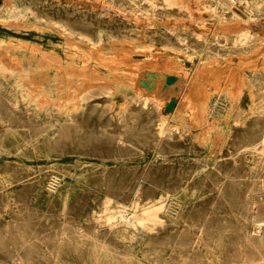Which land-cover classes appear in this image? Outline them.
<instances>
[{"label":"rangeland","instance_id":"1","mask_svg":"<svg viewBox=\"0 0 264 264\" xmlns=\"http://www.w3.org/2000/svg\"><path fill=\"white\" fill-rule=\"evenodd\" d=\"M93 1L98 5L85 8L79 0H0V264H127V249L102 218L105 207L153 202L161 203L163 223L147 233L148 252L139 251L131 264L153 257L161 264H264V242L255 232L264 219V0H240L225 10L214 9L211 0ZM64 28L73 36L66 38ZM79 33L102 44L116 66L115 75L100 82L106 93L93 103L106 107L102 115L88 110L78 116L55 105L56 93L43 92L47 59L73 49ZM152 67L184 77L182 117L171 114L162 123L159 110L142 107L127 86L126 73ZM171 91L178 95L177 83Z\"/></svg>","mask_w":264,"mask_h":264},{"label":"bare ground","instance_id":"2","mask_svg":"<svg viewBox=\"0 0 264 264\" xmlns=\"http://www.w3.org/2000/svg\"><path fill=\"white\" fill-rule=\"evenodd\" d=\"M31 1V0H30ZM44 1V0H43ZM80 4L83 5L85 8L86 7H92V6H97L98 2L97 1H93V0H79ZM153 1V0H152ZM165 2H167V4L172 3L173 0H164ZM240 0H211L210 1V6L214 7V9H223L225 10L227 6H229L228 8H234L236 5H238ZM5 2V1H4ZM46 2V1H45ZM103 2V1H102ZM105 2V1H104ZM132 2V1H131ZM9 3V2H8ZM73 3V2H72ZM75 3V2H74ZM204 3V2H203ZM246 3V1H245ZM264 3V2H263ZM261 3V4H263ZM103 4V3H102ZM132 4V3H131ZM135 4V3H134ZM177 4V1H176ZM197 4V2H196ZM21 5V4H20ZM60 5V4H59ZM75 5V4H74ZM80 5V6H81ZM105 5V4H103ZM111 5V4H110ZM186 5V3H185ZM192 5V4H191ZM190 5V6H191ZM199 5V4H198ZM202 5V4H201ZM24 6V5H23ZM27 6V4H26ZM32 6V5H31ZM30 6V7H31ZM51 6V5H49ZM66 6V5H65ZM188 6V5H187ZM189 6V7H190ZM197 6V5H196ZM2 7H4L3 3H0V12L2 10ZM28 7V6H27ZM106 7V6H105ZM109 7V6H108ZM167 7V6H166ZM177 7V6H176ZM63 8V7H62ZM102 8V5H101ZM131 8V7H130ZM140 8V7H139ZM156 8V7H154ZM162 8V7H161ZM186 8V7H185ZM193 7L191 6V9ZM200 8V7H199ZM88 9V8H87ZM110 9V7H109ZM112 9V8H111ZM153 9V8H152ZM170 9V7H169ZM201 9V8H200ZM102 10V9H101ZM100 10V11H101ZM104 10V8H103ZM108 10V9H107ZM114 10V9H113ZM173 10V9H172ZM180 10V9H179ZM193 10V9H192ZM222 10V11H223ZM63 11V10H62ZM97 11V10H96ZM118 11V10H117ZM137 11V10H136ZM139 11V10H138ZM247 11V10H246ZM7 12L10 16L12 17H17L18 13L16 11V9L14 7H8L7 8ZM41 12V10H40ZM72 12V11H71ZM83 12V11H82ZM81 12V13H82ZM90 12V11H89ZM107 12V11H106ZM116 12V11H115ZM122 12V10H121ZM124 12V11H123ZM199 12V11H198ZM100 13V12H99ZM105 13V12H104ZM104 13H102L104 15ZM128 13V12H127ZM135 13V12H134ZM194 13V11H193ZM192 13V14H193ZM206 13V12H205ZM238 13V12H237ZM106 14V13H105ZM117 14V13H116ZM126 14V13H125ZM123 14V15H125ZM189 14V13H188ZM114 15V14H112ZM128 15V14H127ZM146 15V14H145ZM233 15V14H232ZM42 16V15H41ZM135 16V14H134ZM138 16V15H137ZM149 16V15H148ZM190 16V15H189ZM204 16V15H203ZM57 17V16H56ZM101 17V16H100ZM99 17V18H100ZM150 17V16H149ZM80 18V16H79ZM106 18V17H105ZM117 18V17H116ZM123 18V17H122ZM137 18V17H136ZM139 18V17H138ZM145 18V17H144ZM152 18V17H151ZM171 18V17H170ZM173 18V17H172ZM183 18V17H182ZM191 18V17H190ZM202 18V16H201ZM32 19V18H31ZM124 19V18H123ZM127 19V18H126ZM130 19V18H129ZM180 19V18H179ZM216 19V18H215ZM231 19V18H230ZM23 20V19H22ZM103 20V19H102ZM111 20V19H110ZM132 20V19H131ZM135 20V19H134ZM158 20V19H157ZM173 20V19H172ZM188 20V19H187ZM203 20V19H202ZM211 20V19H210ZM237 20V19H236ZM21 20L19 19V22ZM48 21V20H47ZM127 21V20H126ZM141 21V19H140ZM144 21V19L142 20ZM141 21V22H142ZM148 21V20H147ZM164 21V20H163ZM176 21V20H175ZM220 21V20H219ZM230 21V20H229ZM16 22V21H15ZM18 22V20H17ZM39 22V21H38ZM135 22V21H134ZM139 22V20H138ZM136 22V23H138ZM151 22V21H150ZM159 22V21H158ZM183 22V20H182ZM192 22V21H191ZM196 22V21H195ZM263 22V21H262ZM1 23V22H0ZM21 23V22H20ZM155 23V21H154ZM175 23V22H174ZM189 23V22H188ZM199 23V22H198ZM206 23V22H205ZM210 23V22H209ZM213 23V21L211 22ZM215 23V22H214ZM6 24V23H5ZM14 24V23H13ZM18 24V23H17ZM35 24V23H34ZM139 24V23H138ZM146 24V23H145ZM162 24V21H161ZM176 24V23H175ZM25 25V24H24ZM31 25V24H30ZM131 25V24H130ZM160 25V24H159ZM187 25V23H186ZM191 25V23L189 24ZM196 25V24H195ZM194 25V26H195ZM224 25V24H223ZM222 25V26H223ZM228 25V24H227ZM239 25V24H238ZM250 25V24H249ZM7 26V25H6ZM34 26V25H33ZM31 26V27H33ZM106 26V25H105ZM124 26V25H123ZM142 26V25H141ZM154 26V24H153ZM156 26V25H155ZM167 26V25H166ZM175 26V25H174ZM179 26V25H178ZM183 26V25H182ZM200 26V25H199ZM211 26V25H210ZM29 27V26H28ZM36 27V26H35ZM43 27V26H41ZM55 27V26H54ZM144 27V26H142ZM150 27H151V23H150ZM186 26H184L185 28ZM190 27V26H189ZM188 27V28H189ZM198 27V26H197ZM225 27V26H224ZM239 27V26H238ZM252 27V26H251ZM257 27V26H256ZM260 27V26H259ZM264 27V26H262ZM27 28V27H26ZM115 28V27H114ZM140 28V27H139ZM157 28V27H156ZM201 28V27H200ZM245 28V25H244ZM44 29V28H43ZM42 29V30H43ZM144 29V28H143ZM150 29V28H149ZM162 29V28H161ZM180 29V28H179ZM239 29V28H238ZM145 30V29H144ZM156 30V29H155ZM158 30V29H157ZM165 30V29H164ZM167 30V29H166ZM212 30V29H211ZM262 30V29H261ZM264 30V29H263ZM185 31V29H184ZM187 31V30H186ZM258 31V30H257ZM137 32V31H135ZM195 32V31H193ZM197 32V31H196ZM243 32V31H242ZM250 32V31H249ZM253 32V31H252ZM261 32V31H260ZM50 33V32H48ZM132 33V32H131ZM145 33V32H144ZM165 33V32H163ZM185 33V32H184ZM201 33V32H200ZM199 33V34H200ZM241 33V31H240ZM62 34L66 37H72L73 36V32L67 30L66 28L62 29ZM61 34V35H62ZM107 34V33H106ZM4 35V34H2ZM105 35V34H104ZM143 35V34H142ZM172 35V34H171ZM188 35V34H187ZM202 35V34H201ZM205 35V33H204ZM220 35V34H219ZM224 35V34H222ZM263 35V34H262ZM206 36V35H205ZM239 36V35H238ZM52 37V36H51ZM175 37V36H174ZM187 37V36H186ZM186 37L185 41H186ZM194 37V36H193ZM200 37V36H199ZM213 37V36H212ZM211 37V38H212ZM226 37V36H225ZM177 38V37H176ZM175 38V40H176ZM181 38V37H180ZM210 38V37H209ZM208 38V40H209ZM200 39V38H198ZM197 39V40H198ZM257 39V37H256ZM3 40V39H2ZM75 44L73 47V49L70 50H66L65 54L58 55L57 57L55 56L54 58L49 57L50 53H48V57L49 59H47V63H46V67L44 70V74L42 75L45 81L46 86L43 88V92L46 94V97L51 96L53 93H56L57 95V103L55 105H57L59 108H64L67 111H74L77 114L80 115H84L85 112H87L88 110H91V112H99L100 115L106 113L107 109L106 107L102 104V105H93V103L95 101H98L99 98H95L96 96H98L99 94L104 95L106 93L105 90L106 89V83H100L101 81H107L109 78L112 77V75H115L114 72L116 71V66L112 65V63H110L108 61V58L106 59L104 56H106V54L104 55V50L105 48H103V45L100 44L99 46H97L95 43L92 42V40L87 37L86 35L79 33L76 37H75ZM188 40V39H187ZM218 40V39H215ZM227 40V39H226ZM44 41V40H43ZM115 41V40H114ZM124 41V40H123ZM141 41V40H140ZM202 41V40H201ZM63 42V41H62ZM106 42V40H105ZM111 42V41H110ZM130 42V41H128ZM190 42V41H189ZM259 42V39H258ZM70 43V42H69ZM68 43V44H69ZM118 43H120L118 41ZM117 43V44H118ZM139 43V42H138ZM180 43V42H179ZM205 43V42H204ZM235 43V41L233 42ZM262 43V42H261ZM46 44V43H45ZM121 44V43H120ZM119 44V45H120ZM142 44V43H141ZM147 44V43H146ZM219 44V43H218ZM63 45V44H62ZM66 45V43H65ZM107 45V44H106ZM111 45H113V43H111ZM114 45H116L114 43ZM123 45V44H121ZM182 45V44H181ZM187 45V44H186ZM54 46V45H53ZM52 46V47H53ZM61 46V45H60ZM68 46V45H67ZM65 46V47H67ZM70 46V44H69ZM125 46V44H124ZM145 46V45H144ZM206 46V45H205ZM263 46V44H262ZM3 47V46H2ZM1 47V48H2ZM19 47V46H18ZM50 47V46H49ZM51 47V48H52ZM63 47V46H62ZM110 47V46H109ZM156 47V46H155ZM198 47V46H196ZM45 48V47H44ZM118 48V47H115ZM149 48V47H148ZM126 49V48H125ZM147 49V46H146ZM205 49V48H204ZM51 50V49H50ZM120 50V48H119ZM124 50V49H123ZM168 50V49H167ZM193 50V49H192ZM45 51V50H44ZM114 51V50H113ZM117 51V50H116ZM134 51V50H132ZM51 52V51H50ZM127 52V51H126ZM155 52V50H154ZM172 52V51H171ZM261 52V51H259ZM63 53V52H62ZM129 53V52H128ZM131 53V52H130ZM150 53V52H149ZM162 53V52H161ZM176 53V52H175ZM116 53H114L115 55ZM133 54V53H132ZM151 54V53H150ZM166 54V53H165ZM252 54V53H251ZM23 55V54H21ZM112 55V54H111ZM144 55V54H143ZM142 55V58H143ZM199 55V54H198ZM218 55V54H217ZM242 55V54H241ZM240 55V56H241ZM262 55V53H261ZM46 56V54H45ZM52 56V55H51ZM124 56V55H123ZM170 56V55H168ZM172 56V55H171ZM230 56V55H229ZM232 56V55H231ZM107 57V56H106ZM164 57V56H163ZM174 57V56H172ZM228 57V56H227ZM243 57V56H242ZM245 57V56H244ZM248 57V56H246ZM253 57V56H252ZM19 57L17 56V59ZM21 58V57H20ZM132 58V57H131ZM139 58V57H138ZM149 58V56H148ZM146 58V59H148ZM159 58V57H158ZM178 58V56H177ZM188 58V56H187ZM249 58V57H248ZM247 58V59H248ZM34 59V58H33ZM46 59V57H45ZM44 59V60H45ZM111 59V58H109ZM113 59V58H112ZM119 59V58H117ZM135 59V58H134ZM180 59V58H179ZM196 59V58H195ZM42 60V59H41ZM50 60V61H49ZM142 60V59H141ZM144 60V59H143ZM150 60V59H149ZM198 60V59H197ZM225 60V59H224ZM244 60V59H243ZM178 61V60H177ZM218 61V60H217ZM29 62V61H28ZM43 62V61H42ZM41 62V65H42ZM111 62L114 63L113 60H111ZM125 62V61H124ZM195 62V61H194ZM208 62V61H207ZM3 63V62H2ZM13 63V62H12ZM127 63V62H126ZM137 63V62H136ZM139 63V62H138ZM159 63V62H157ZM180 63V61H179ZM204 63V62H203ZM206 63V62H205ZM214 62H212L213 65ZM223 63V62H222ZM262 63V62H261ZM45 64V62L43 63ZM152 64V63H150ZM149 64V65H150ZM155 64V63H154ZM181 64V63H180ZM211 64V63H209ZM29 65V63H28ZM131 65V64H130ZM128 64V66H130ZM170 65V64H168ZM257 65V64H256ZM127 66V65H126ZM125 66V67H126ZM132 66V65H131ZM136 66V65H135ZM132 66V67H135ZM152 66V65H150ZM179 66V65H177ZM210 66V65H209ZM1 67V66H0ZM22 67V66H21ZM153 67H155L153 65ZM148 71V70H142V71H137L135 75H133L130 71V73H126L125 77L128 78L130 80V83L127 84L128 87H133L136 91V95L137 97L140 98L139 102L141 103V106L144 108H149L150 106L156 107V109H158L159 113H160V117H161V121H163L162 123H165L166 119L171 117V116H179L182 117L183 115V110L180 109V104H181V99L182 97V82L184 81L181 74L177 73L176 71H155L153 70ZM170 67L174 68L175 66L173 64L170 65ZM208 67V66H207ZM211 67V66H210ZM263 67V66H262ZM9 68V67H8ZM127 68V67H126ZM131 68V67H130ZM156 68V67H155ZM171 68V69H172ZM182 68V67H181ZM236 68V67H235ZM136 69V67H135ZM150 69V68H149ZM175 69L177 70V68L175 67ZM208 69V68H207ZM249 69V67H248ZM2 70V69H1ZM33 70V69H32ZM23 71V70H22ZM30 71V70H28ZM39 71V70H38ZM119 71V70H118ZM121 71V70H120ZM125 71V70H124ZM244 72V69L242 70ZM2 72V71H1ZM180 72V71H179ZM197 72V71H196ZM4 73V72H3ZM8 73V72H7ZM11 73V72H10ZM119 73V72H117ZM123 73V72H122ZM205 73V71H204ZM251 73V72H250ZM32 74V73H31ZM199 74V73H198ZM5 75V73L3 74ZM25 74L22 75V77H24ZM117 75V74H116ZM188 75V74H187ZM9 77V75H8ZM114 77V76H113ZM170 77H174V80L169 82V78ZM240 77V76H239ZM4 78H6L4 76ZM17 78V77H16ZM193 78V77H192ZM25 79V77H24ZM23 79V80H24ZM123 79V78H122ZM230 79V78H229ZM19 80V79H18ZM114 80V79H113ZM243 80V79H242ZM126 81V80H125ZM25 82V81H23ZM186 82V81H185ZM184 82V83H185ZM16 83V82H15ZM112 83V82H111ZM122 84H124L123 82H120ZM177 83L178 85V95L173 96L172 95V91L171 88L172 86H174ZM260 83V82H259ZM24 86V85H23ZM109 86V85H108ZM39 88H41L39 86ZM109 88V87H108ZM113 89V88H112ZM32 90V89H31ZM35 90V89H34ZM26 91V90H25ZM114 91V90H113ZM40 92V91H39ZM5 93V92H4ZM113 93V92H112ZM184 93V92H183ZM252 93V92H251ZM28 94V93H27ZM116 94V93H114ZM6 95V94H4ZM54 95V94H53ZM253 93H252V97H253ZM31 96V95H30ZM114 96V95H113ZM113 96H111L113 98ZM122 96V95H121ZM42 97V96H41ZM45 97V96H44ZM52 97V96H51ZM23 98V97H22ZM28 98V97H27ZM56 98V97H55ZM54 98V99H55ZM124 98V97H123ZM49 99V98H46ZM47 100L46 102L50 105L51 102L54 100ZM106 99H108V101L112 99L110 97H106ZM22 101V100H21ZM28 101V100H27ZM100 101V100H99ZM114 101V100H113ZM132 101V100H131ZM37 102V101H35ZM32 102V103H35ZM54 102V101H53ZM116 102V101H115ZM114 102V103H115ZM254 102V101H253ZM55 103V102H54ZM122 103V102H121ZM120 103V104H121ZM127 103V102H126ZM125 103V104H126ZM132 103V102H131ZM124 104V105H125ZM38 105V104H37ZM53 105V104H52ZM114 105V104H112ZM123 105V104H121ZM120 105V106H121ZM138 105V103L136 104ZM119 106V107H120ZM130 106V105H129ZM190 106V105H189ZM194 106V105H193ZM42 107V106H41ZM56 107V106H55ZM124 107V106H121ZM138 107V106H137ZM48 108V107H47ZM113 108V107H112ZM111 108V109H112ZM254 108V107H253ZM38 109V107H37ZM155 109V110H156ZM44 110V108L42 109ZM63 110V109H62ZM122 110V109H121ZM124 110V109H123ZM194 111V109H192ZM46 111V110H45ZM112 111V110H111ZM250 111V110H249ZM57 112V111H56ZM49 113V112H48ZM191 113V112H190ZM248 113V112H247ZM46 114V112H45ZM118 114V113H117ZM125 114V113H124ZM172 114V115H171ZM54 115V114H53ZM65 115V114H64ZM159 115V114H158ZM171 115V116H170ZM181 115V116H180ZM45 116V115H44ZM52 117V116H51ZM55 117V116H54ZM57 117V116H56ZM55 117V118H56ZM59 117V116H58ZM10 118V117H9ZM53 118V117H52ZM82 118V117H81ZM114 118V117H113ZM66 119V117H65ZM46 120V119H45ZM49 120V119H48ZM51 120V119H50ZM1 121V120H0ZM43 121V120H42ZM55 121V120H54ZM123 121V120H122ZM132 122V121H131ZM167 122V121H166ZM1 123V122H0ZM51 124V123H50ZM159 124V123H158ZM8 125V124H7ZM49 125V124H48ZM58 125V124H56ZM46 127V124L44 125ZM62 127V125H60ZM175 126V125H174ZM54 127V126H52ZM58 127V126H57ZM158 127V126H157ZM128 128V127H127ZM156 128V127H155ZM171 128V127H170ZM99 129V128H98ZM161 129V128H160ZM177 129V128H176ZM50 130V129H49ZM56 130V129H55ZM13 131V130H12ZM46 131V130H45ZM48 131V130H47ZM53 131V130H52ZM60 131V130H59ZM58 131V132H59ZM82 131V130H81ZM159 131V129H158ZM178 131V130H177ZM160 132V131H159ZM47 133V132H46ZM51 133V132H50ZM172 133V132H171ZM45 135V134H44ZM160 135V134H159ZM1 136V135H0ZM30 136V135H29ZM49 136V135H48ZM54 136V135H53ZM58 136V135H57ZM31 137V136H30ZM42 137V136H41ZM47 136H45L46 139ZM119 137V135L117 136ZM160 137V136H159ZM58 138V137H56ZM51 140V138H50ZM23 141V140H22ZM118 141V140H117ZM116 142V141H115ZM114 142V143H115ZM119 142V141H118ZM107 143V142H106ZM111 143V142H110ZM113 143V142H112ZM113 143V144H114ZM55 144V143H54ZM155 144V143H154ZM262 144L264 145V137L262 138ZM79 145V143H78ZM107 146V145H106ZM110 146V144H109ZM112 146V144H111ZM127 146V145H126ZM132 146V145H131ZM157 147V146H156ZM159 147V146H158ZM75 148V147H74ZM113 148V147H112ZM123 148V147H122ZM144 148V147H143ZM262 148V147H261ZM136 149V148H135ZM249 149V148H248ZM247 149V150H248ZM25 150V149H24ZM137 150V149H136ZM156 150V149H154ZM230 150V149H229ZM251 150V149H250ZM75 151V149H74ZM77 151V150H76ZM261 151V150H260ZM19 152V151H18ZM81 154H86L85 152H83L82 150L79 151ZM151 152V151H150ZM248 152V151H247ZM264 152V150H263ZM78 153V151H77ZM148 153V152H147ZM231 153V152H230ZM240 153V152H239ZM238 153V154H239ZM254 153V152H253ZM257 153V151H256ZM120 154V153H119ZM149 154V153H148ZM255 154V153H254ZM79 155V154H78ZM99 155V154H98ZM108 156V154H106ZM152 155V153H151ZM248 155V154H246ZM35 156V155H34ZM49 155H47L48 158ZM75 156V155H74ZM102 156V155H101ZM149 156V155H148ZM213 156V155H212ZM256 156V155H255ZM115 157V156H114ZM153 157V156H152ZM245 157V156H244ZM248 157V156H246ZM78 158V157H77ZM93 158V157H92ZM141 158V157H140ZM233 158V157H232ZM250 158V157H249ZM258 158V157H257ZM143 159V158H142ZM223 159V158H222ZM241 159V158H240ZM59 160V159H58ZM84 160V159H82ZM90 160V159H89ZM88 160V161H89ZM115 160V159H114ZM122 160V159H121ZM212 160V159H210ZM55 161V160H54ZM113 161V160H111ZM119 161V160H118ZM215 161V160H214ZM124 162V161H122ZM131 162V161H130ZM144 162V161H143ZM153 162V161H152ZM197 162V161H196ZM251 162V161H250ZM68 163V162H67ZM98 163V162H97ZM69 164V163H68ZM105 164V163H104ZM202 164V163H201ZM251 164V163H250ZM48 165V164H47ZM67 165V164H66ZM73 165V164H72ZM76 165V163H75ZM107 165V164H106ZM121 165V164H120ZM130 165V164H129ZM139 165V164H138ZM142 165V164H141ZM157 165V164H156ZM212 165V164H211ZM112 166V165H111ZM126 166V165H125ZM208 166V165H207ZM237 166V165H236ZM246 166V165H245ZM63 167V166H62ZM115 167V166H114ZM118 167V166H117ZM212 167V166H211ZM103 168V167H102ZM107 168V167H106ZM128 168V167H127ZM126 168V169H127ZM50 169V168H49ZM143 169V167L141 168ZM213 169V168H212ZM95 170V169H94ZM102 170V169H101ZM132 170V169H131ZM200 170V169H199ZM118 171V170H117ZM124 171V170H123ZM127 171V170H126ZM141 171V170H140ZM149 171V170H148ZM195 171V170H194ZM243 171V170H242ZM57 172V171H56ZM65 172V171H64ZM80 172V171H79ZM82 172V171H81ZM121 172V171H119ZM203 172V171H202ZM218 172V171H217ZM59 173V172H58ZM72 173V172H71ZM106 173V172H105ZM109 173V172H108ZM122 173V172H121ZM126 173V172H125ZM139 173V172H138ZM161 173V172H160ZM64 174V173H63ZM103 174V172H102ZM195 174V173H194ZM54 175V174H52ZM108 175V174H107ZM206 175V174H205ZM204 175V176H205ZM208 175V174H207ZM35 176V175H34ZM58 176V175H56ZM104 176V175H103ZM143 176V175H142ZM60 177V176H59ZM72 177V176H71ZM108 177V176H107ZM175 177V176H174ZM224 177V176H223ZM34 178V177H33ZM32 178V179H33ZM45 178V177H44ZM52 178V176H51ZM55 178V177H54ZM103 178V177H102ZM132 178V177H131ZM140 178V177H139ZM193 178V177H192ZM198 178V177H197ZM247 178V177H246ZM42 179V178H41ZM119 179V178H118ZM134 179V178H133ZM141 179V178H140ZM144 179V178H143ZM38 180H40L38 178ZM48 180V179H47ZM50 180V179H49ZM103 180V179H102ZM199 180V179H198ZM229 180V179H228ZM24 181V180H23ZM26 181V180H25ZM96 181V180H95ZM188 181V180H187ZM212 181V180H211ZM225 181V180H224ZM250 181V180H249ZM69 182V181H68ZM206 182V180H205ZM210 182V181H209ZM44 183V181H43ZM42 183V184H43ZM50 183V182H49ZM76 183V182H75ZM84 184V182H81ZM103 183V182H102ZM176 183V182H175ZM192 183V182H191ZM71 184V183H70ZM73 184V183H72ZM186 184V183H185ZM197 184V182H196ZM263 184V183H262ZM50 185V184H49ZM188 185V184H186ZM204 185V184H203ZM153 186V185H152ZM39 187V186H38ZM37 187V188H38ZM40 187H42L40 185ZM39 187V188H40ZM47 187V186H46ZM61 187V186H60ZM82 187V186H81ZM90 187V186H89ZM88 187V188H89ZM103 187V186H102ZM137 187V185H136ZM202 187V186H201ZM214 187V186H213ZM218 188V185L216 186ZM84 188V187H83ZM92 188V187H91ZM99 188V187H98ZM97 188V189H98ZM139 188V187H138ZM154 188V187H153ZM48 189V188H47ZM50 189V188H49ZM67 189V188H66ZM85 189V188H84ZM94 189V188H93ZM96 189V188H95ZM104 189V188H103ZM106 189V188H105ZM155 189V188H154ZM158 189V188H157ZM161 189V188H160ZM199 189V188H198ZM1 190V189H0ZM5 190V189H4ZM41 190V189H40ZM39 190V191H40ZM51 190V189H50ZM65 190V189H64ZM63 190V191H64ZM80 190V189H79ZM78 190V191H79ZM100 190V189H99ZM194 190V189H193ZM49 191V190H48ZM66 191V190H65ZM89 191V190H88ZM119 191V190H118ZM264 191V190H263ZM92 192V191H91ZM97 192V191H96ZM135 192V191H134ZM158 192V190H157ZM182 192V191H181ZM253 192V191H252ZM44 193V192H43ZM46 193V192H45ZM61 193V192H60ZM84 193V192H83ZM93 193V192H92ZM106 193V192H105ZM34 194V193H33ZM51 194V193H50ZM95 194V193H93ZM99 194V193H98ZM97 194V195H98ZM102 194V193H101ZM124 194V193H123ZM161 194V193H160ZM192 194V192H191ZM38 195V194H37ZM83 195V194H81ZM88 195H90L88 193ZM96 195V194H95ZM118 195V194H117ZM145 195V194H144ZM162 195V194H161ZM164 195V194H163ZM210 195V194H209ZM48 196V195H47ZM58 196V195H57ZM60 196V195H59ZM62 196V195H61ZM76 196V195H75ZM79 196V195H78ZM91 196V195H90ZM207 196V195H206ZM214 196V195H213ZM10 197V196H9ZM37 197V196H36ZM44 197V196H43ZM53 197V194H52ZM64 197V196H63ZM81 197V196H80ZM102 197V196H101ZM125 197V196H124ZM204 197V195L202 196ZM252 197V196H251ZM259 197V196H258ZM12 198V197H10ZM14 198V197H13ZM85 198V197H84ZM90 198V197H89ZM110 198V196H109ZM131 198V197H130ZM129 198V199H130ZM147 198V197H146ZM161 198V197H160ZM197 198V197H196ZM220 198V197H219ZM262 198V197H261ZM57 199V198H56ZM64 199V198H63ZM78 199V198H76ZM107 199V198H106ZM125 199V198H124ZM10 200V199H9ZM33 200V199H32ZM41 200V199H40ZM55 200V199H54ZM74 200V199H73ZM84 200V199H83ZM91 200V199H90ZM89 200V201H90ZM96 200V199H95ZM112 200V199H111ZM149 200V199H148ZM171 200V199H170ZM176 200V199H174ZM34 201V200H33ZM59 201V200H58ZM87 201V200H86ZM108 201V200H107ZM118 201V200H117ZM134 201V200H133ZM155 201V200H154ZM202 201V200H201ZM254 201V200H253ZM35 202V201H34ZM82 202V201H81ZM80 202V203H81ZM91 202V201H90ZM89 202V203H90ZM113 202V201H112ZM121 202V201H120ZM130 202V200H129ZM252 202V201H251ZM62 203V202H60ZM59 203V204H60ZM100 203V202H99ZM103 202H101L102 204ZM151 203V202H150ZM182 203V202H181ZM253 203V202H252ZM264 203V202H263ZM16 204V203H15ZM74 204V203H73ZM124 204V203H123ZM143 204V203H142ZM180 204V203H179ZM184 204V203H183ZM189 204V203H188ZM202 204V203H201ZM43 205V204H42ZM72 205V203H71ZM87 205V204H86ZM85 205V206H86ZM91 205V204H90ZM94 205V204H93ZM98 205V204H97ZM105 205V204H104ZM112 205V204H111ZM125 205V204H124ZM161 203L160 202H153L152 204H149L148 206H144V207H140L139 205H132V207H120L117 210H110L108 207H105V211H104V218L105 219V223L108 224V226H110L114 231L115 234L117 236V238L123 243V246H125V248L127 249L126 251L128 252L127 255L128 257L126 258V262L127 264H131L134 260V258H138L139 254L138 252L140 251V253H144L143 256L145 255L146 252H148L149 249H145L143 248V246L149 244V236L147 235V233H149L150 231H154L157 227L158 224H162V220L160 215V211L162 209V206H160ZM178 205V204H177ZM191 205V204H190ZM198 205V204H197ZM255 205V203H254ZM253 205V206H254ZM258 205V204H257ZM16 206V205H15ZM32 206V205H31ZM65 206V205H64ZM109 206V205H108ZM81 207V206H80ZM89 207V206H88ZM87 207V208H88ZM104 207V206H102ZM199 207V205H198ZM258 207V206H257ZM7 208V207H6ZM35 208V207H34ZM37 208V207H36ZM64 208V207H63ZM82 208V207H81ZM84 208V207H83ZM118 208V207H117ZM171 208V207H170ZM255 208V207H254ZM33 209V208H32ZM73 209V207H72ZM85 209V208H84ZM83 209V210H84ZM104 209V208H103ZM188 209V208H187ZM258 209V208H257ZM256 209V210H257ZM10 210V209H9ZM93 210V209H92ZM166 210V209H165ZM180 210V209H179ZM191 210V209H190ZM253 210V209H252ZM45 211V210H44ZM58 211V210H57ZM167 211V210H166ZM176 211V210H175ZM178 211V210H177ZM194 211V210H193ZM255 211V210H253ZM13 212V211H12ZM95 212V210H94ZM97 212V211H96ZM9 213V212H8ZM88 213V211H87ZM175 213V212H174ZM257 213V212H256ZM255 213V214H256ZM37 214V213H36ZM85 214V213H84ZM93 214V213H92ZM101 214V213H100ZM166 214V213H165ZM171 211L169 213V211H167V215H170ZM45 215V214H44ZM172 215V214H171ZM19 216V215H18ZM91 216V214H90ZM102 216V214H101ZM253 216V215H252ZM63 217V215H62ZM86 218V216H83ZM165 217V215H164ZM190 217V216H189ZM15 218V217H14ZM17 218V216H16ZM167 218V217H166ZM175 218V217H174ZM18 219V218H17ZM83 219V218H82ZM65 220V218H64ZM166 220V219H164ZM168 220V218H167ZM83 221V220H82ZM101 221V220H100ZM170 221V219H169ZM186 221V220H185ZM191 222V220H190ZM73 223V222H72ZM85 223V222H84ZM96 223V221H95ZM7 224V223H6ZM15 224V223H14ZM91 224V223H90ZM89 224V225H90ZM93 225V224H92ZM97 225V224H96ZM106 225V224H105ZM176 225V224H174ZM186 225V224H185ZM249 225V224H248ZM251 225V224H250ZM71 226V225H70ZM80 226V224H79ZM173 226V225H171ZM188 226V225H187ZM195 226V225H194ZM252 226V225H251ZM255 232L258 234V236H260L261 242H264V219L263 220H259L255 223ZM69 227V226H68ZM249 227V226H248ZM53 228V227H52ZM171 228V227H170ZM174 228V227H173ZM196 228V227H195ZM254 228V227H253ZM103 229V228H101ZM159 229V228H158ZM75 230V229H74ZM77 230V229H76ZM99 230V229H98ZM174 230V229H173ZM200 230V229H199ZM62 231V230H61ZM109 231V230H108ZM111 231V230H110ZM202 231V228H201ZM160 232V231H158ZM165 232V231H164ZM163 232V233H164ZM171 232V231H170ZM56 233V232H55ZM96 233V232H95ZM108 233V232H107ZM110 233V232H109ZM162 233V234H163ZM6 234V233H5ZM174 234V233H173ZM181 234V233H180ZM179 234V235H180ZM66 235V234H65ZM105 235V234H104ZM158 235V234H157ZM164 235V234H163ZM162 235V237H163ZM202 235V234H201ZM108 236V235H107ZM111 236V235H110ZM152 236V235H151ZM150 236V237H151ZM177 236V235H176ZM67 237V236H66ZM105 237V236H104ZM159 237V236H158ZM178 237V236H177ZM198 237V236H197ZM61 238V236H60ZM72 238V237H71ZM84 238V237H83ZM165 238V237H164ZM77 239V238H76ZM97 239V238H96ZM109 239V238H108ZM169 239V238H168ZM205 239V238H204ZM245 239V238H244ZM1 240V239H0ZM30 240V239H29ZM77 241V240H75ZM97 241V240H96ZM197 241V240H196ZM203 241V240H202ZM98 242V241H97ZM100 242V241H99ZM200 242V241H199ZM250 242V241H249ZM73 243V242H72ZM71 243V244H72ZM76 243V242H75ZM119 243V242H118ZM173 243V242H172ZM13 244V243H12ZM74 244V243H73ZM79 244V243H78ZM98 244V243H97ZM96 244V245H97ZM115 244V243H114ZM94 245V248L95 246ZM200 245V244H199ZM15 246V244H14ZM81 246V245H80ZM82 247V246H81ZM138 247V248H137ZM153 247V246H152ZM173 247V246H172ZM254 247V246H253ZM16 248V247H15ZM47 248V247H46ZM59 248V247H58ZM107 249V247H105ZM178 248V247H177ZM212 248V247H211ZM220 248V247H219ZM218 248V249H219ZM72 249V248H71ZM79 249V248H78ZM99 249V248H98ZM172 249V248H171ZM207 249V248H205ZM210 249V248H209ZM16 250V249H15ZM164 250V249H163ZM179 250V249H178ZM212 250V249H211ZM208 251V250H207ZM79 252V250H78ZM157 252L160 253L161 249H157ZM17 253V252H16ZM72 253V252H71ZM200 253V252H199ZM208 253H211V251ZM215 253V252H214ZM32 254V253H31ZM74 254V253H73ZM81 254V253H80ZM216 254V253H215ZM52 255V253H51ZM76 255V254H75ZM208 255V254H207ZM211 255V254H210ZM209 255V256H210ZM219 255V253H218ZM78 256V255H77ZM82 256V255H81ZM93 256V255H92ZM98 256V255H97ZM165 256V255H164ZM217 256V255H216ZM20 258V256H18ZM51 257V256H50ZM220 257V256H219ZM222 257V256H221ZM57 258V257H56ZM79 258V256H78ZM82 258V257H81ZM97 258V257H96ZM99 258V256H98ZM97 258V259H98ZM206 258V256H205ZM91 259V258H90ZM164 259V258H162ZM169 259V258H168ZM208 259V258H207ZM217 259V257H216ZM223 260V259H222ZM55 261V260H54ZM140 264H161L158 260V258L153 257V258H149L146 261L143 260H139ZM183 262V260H182ZM218 262V261H217ZM221 262V261H220ZM13 263V262H11ZM116 263V262H115ZM209 263V261H208ZM224 263V262H222ZM60 264V263H59ZM85 264V263H84ZM90 264V263H89ZM212 264V262H211Z\"/></svg>","mask_w":264,"mask_h":264},{"label":"water","instance_id":"3","mask_svg":"<svg viewBox=\"0 0 264 264\" xmlns=\"http://www.w3.org/2000/svg\"><path fill=\"white\" fill-rule=\"evenodd\" d=\"M174 80V77H170L169 78V82L173 81Z\"/></svg>","mask_w":264,"mask_h":264}]
</instances>
